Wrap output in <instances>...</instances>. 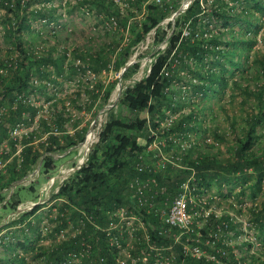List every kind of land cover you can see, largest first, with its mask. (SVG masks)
Listing matches in <instances>:
<instances>
[{"label":"trees","instance_id":"1","mask_svg":"<svg viewBox=\"0 0 264 264\" xmlns=\"http://www.w3.org/2000/svg\"><path fill=\"white\" fill-rule=\"evenodd\" d=\"M144 1L146 0H126L127 6L122 7L114 0H79L78 3L86 8L87 14L102 16L106 20L112 19L116 26L115 31L119 28L126 30L127 17L132 18L136 12L141 11V7L143 11L138 21L129 20L130 42L125 45L118 44L117 50L114 49L105 56L97 51L92 53L74 51L76 54L74 62L72 61L71 64L70 61L66 64L64 50L54 55L52 51L41 49L39 51L45 52L39 55L27 41L26 35L31 30L30 20L36 17L46 23L54 20L53 8L46 5L50 0H0V38L9 47L3 54L0 53V141L6 139L7 144L12 146L14 141L7 135L9 129L17 123L25 126L37 117L35 129L32 128L27 133V138L23 136L19 140L23 146L19 155V167L15 170L17 157H13L7 171L9 178L2 184L3 186L22 177L39 159L41 165L46 166L63 157L71 156L75 152L73 148L84 137L86 127L78 128L76 121L71 122L70 115L66 114V108L57 106L55 101L52 107L49 106V116L39 113V106H34V103L29 101V95L39 90L35 86V81L43 80L53 85L56 83V78L62 77L67 68L70 74L76 69L83 70V68L96 74L100 71H108L111 64L112 69L118 71L128 61L131 47L142 40L149 31L155 29V40L162 41L164 32L158 30V23L168 17L174 5L169 7L166 2L155 3L153 0L142 5ZM240 1L243 2L242 7H238ZM122 8H126L127 11H122ZM256 13L264 17V0H192L184 11L173 18L165 48L156 51L145 76L131 85L121 87L120 96L107 111V118L97 132L96 141L91 143L83 163L62 180L57 185L56 191L52 193L53 198L59 197L64 200L58 206L55 219H60L61 226H65L68 218H74V229L79 226L80 230L72 233L67 239L62 237L57 239L59 242L47 253L49 264H68L65 259L69 252H75L80 248L84 256L81 257L79 264H132L130 255L133 253V247L140 255L141 251L146 252L147 264H154L156 257L167 261V264H246L243 258L235 255L233 247L229 245L230 239L232 237L235 239L239 233L238 224L233 222L231 216L224 213L215 215L209 212L203 216L202 213L208 203L202 205L203 201L199 198L206 194V190L214 180L219 182L238 178L241 186L246 184L249 171L254 175L249 186L251 197L255 198L257 192L264 194V188L262 189L264 145L259 151L253 150V147L260 143L259 135L255 134L256 127L264 123V82L255 85V88L237 85L236 88L240 89V93L244 96L243 100L246 96L255 100L256 109L244 116L245 125L241 128L242 132L230 147V154L222 162L223 159H220L212 141L219 139L215 130L211 132L210 142L203 140L202 143H198L193 140L187 145L184 144L185 142L182 143V140H188V132H195L197 127L200 128V122L197 121L192 110L188 113L179 112L184 103L179 96H175L177 91L172 81L173 79L181 81L178 71L181 69L192 78L197 77L208 82L205 84L192 81L194 82L192 83L191 79L186 81L185 84L191 85L194 91L203 93L208 91V94L204 95L206 98L218 93L213 83L222 85L225 84L226 79L219 72L208 73V70H204L203 65L206 63L204 58L211 56L212 61L221 67L219 61L221 58L231 63L234 56H241L239 53L241 51L238 52L239 48L246 60L248 52L256 43L254 35L259 30L255 25V21L259 18ZM211 20L219 21L221 29L214 31L210 28L208 22ZM234 24L240 29L243 28V32L239 33V28L234 30ZM182 27L188 29L186 37L181 34ZM223 28L227 29L224 31ZM249 32H252L253 36L247 38ZM176 59L177 63H174ZM255 59L254 74L264 78V57L256 56ZM209 66L211 67V63ZM233 67L236 68L237 65ZM137 68V62L128 65L121 75V80L130 77ZM114 83L110 82L103 89L99 100L100 106L107 101ZM232 83L237 82L232 81ZM97 87L100 89L101 86L97 84ZM89 92L86 98L89 104L84 103L81 106L87 109L97 97V93L93 90ZM121 110L128 111L131 117L123 116ZM167 112L177 116L171 119ZM168 118L169 122H167ZM68 124L73 129L71 134L68 133ZM46 131L48 135L45 141L40 142L38 149L32 151L30 143L34 137ZM139 137L144 139L145 145L152 140L158 141V148L164 150L166 156L176 165L167 163L164 168H152L157 158L152 157L153 153L147 151L146 147L139 146L137 141ZM65 151L66 153L57 160L54 158V153L61 154ZM147 158H149L148 162L145 161ZM73 161L71 164H74ZM142 164L143 168L139 170L138 165ZM150 178H154L164 188L155 197V206L165 211L171 199L181 192V183L187 181V194L192 195L190 200L186 199L187 210L192 215L187 229L170 226L157 212L151 210L143 212L141 206L136 203V196L148 200L153 194L152 185L146 188L145 185L141 193L135 190L136 186L142 184L141 181ZM239 190L243 189L240 187ZM196 201L198 205H195ZM20 202L15 191L6 203L7 208L14 211ZM119 206H124L128 211L135 213L143 227L139 229L131 226L126 229L125 225H122L119 229L116 226L114 229L110 228L107 235L104 229L109 227L110 223L117 222V217L112 213ZM39 207L36 205L28 211H22L20 217L33 213ZM71 207L74 208L71 213H62ZM253 215L260 233V250L258 253L249 254L248 258L251 260L249 264H264V256L260 259L264 255V197L259 211ZM86 217H90L89 222ZM79 220L83 222L82 227L79 225ZM17 221L12 218L7 223L13 225V228L17 227L18 232H21L19 228L22 230V227L18 226ZM91 223L97 225L98 229L93 228ZM60 224L54 228L55 233L62 231L59 228ZM34 228L36 227H32L29 221L26 223V230ZM144 230L147 234V242L142 236ZM129 232L134 239L130 240L133 247L127 249L129 254L127 256L123 255V249L127 248ZM178 232L182 233L177 240H174L173 234ZM109 236L116 237L119 247L109 242ZM83 243L90 244V247L85 250ZM246 244L250 246V243ZM151 246L153 249H150ZM194 246H200L203 250L200 255L191 252ZM155 250L158 252H154ZM41 252L44 254L40 249L38 255L42 254ZM12 261H17L16 264L24 263L23 259L18 257H13Z\"/></svg>","mask_w":264,"mask_h":264},{"label":"rangeland","instance_id":"2","mask_svg":"<svg viewBox=\"0 0 264 264\" xmlns=\"http://www.w3.org/2000/svg\"><path fill=\"white\" fill-rule=\"evenodd\" d=\"M78 1L79 0H50V3L47 2L46 5H50L53 8L54 20L50 23H46V21L39 17L30 20L31 30L26 37L28 43L36 50L37 54L43 55L42 52L45 51H39L41 49L52 51L54 55H58L64 50L66 52V64L70 63V61L72 64L74 62V56L76 55L74 51L82 50L91 53L97 51L100 55L105 56L109 54L110 51H113L114 49L117 50L119 48V46H117L118 44L125 45L130 42L131 38L128 29L131 27V24H129V20L131 21V19H133L134 21H138L141 19L143 7H141V11L136 12L132 18L129 16L127 17L125 25L126 30H121V28H119L115 31L116 26L112 19L106 20L103 19L102 16L97 15L96 17L87 14L86 8L81 7ZM116 1L120 4L125 2V0ZM160 1L168 3L169 7H171L172 4L174 5V8L172 7L173 9L170 11L168 17L158 23V30L164 32V37L162 41L155 40L156 30L152 29L144 35L142 40L131 47V54L126 63L129 62V65H131L132 63L137 62L138 68L130 77L121 80V76L119 78L118 73L122 67L118 71H115L112 69L111 64L109 65L108 71H100L96 74L92 73L87 68H83V70L76 69L73 74H70V71L67 68V70H64L62 77L60 76L56 78V83L53 85H49L43 80H40V82L35 81V86L38 87L39 90L33 91L32 94L29 95V101L39 106V113L46 114V111L50 109L49 106L52 107V103L55 101L57 106L66 108V114L68 113L70 115L71 122L76 121L78 128L86 127L85 133L93 121L92 134L94 139H96L97 132L107 118V111L120 96L119 94V96L115 98L117 93V81L120 83L121 93L122 86L131 85L134 81H138L146 75L149 64L156 51H162L165 48L166 39L171 33L172 26V22H170L168 18L180 9L183 0ZM240 2L241 3L238 7L243 6V2ZM122 11H127V9L122 8ZM126 14L128 15V12ZM176 15L177 13L174 17ZM256 15L259 18L255 21V25L258 26L259 30L254 35L256 43L253 44L248 52V58L246 60L244 59L242 50H239V48L238 52L241 51L239 52L241 56H234L231 63L228 62L227 59L221 58L219 60L222 64L221 67L212 61L211 56H206L204 58L206 61L203 65L204 70H208V73L209 71L219 72V74L221 73L220 75L226 79L225 84L222 85L213 83V86L218 89V93H213V96L206 98L204 95L208 94V91H206V93L194 91V88L191 85L185 84L186 81L191 79V82L196 81L205 84L208 82L197 77L192 78L190 74H187L181 69L178 70L181 76V81H174V79L172 81L173 87L177 91L175 96H179L184 103L179 112L188 113L192 110L197 121L200 122V128L198 129L197 127L195 132H188V140L184 139L182 140V143L185 142L184 144L187 145L189 141L192 142L193 140L198 143H202L203 140L204 142H210V140H212L211 132L215 130L216 134L219 135V139H213L212 141L214 142V149H217L220 159H223L222 162L228 157L230 154V147L234 145V142L242 132L241 128L245 125L243 122L244 116L249 114L251 110L255 111L256 109L255 100L249 96H246L243 100L244 96L240 93V89L236 88L237 85L239 84L240 87L248 85L250 88H255V85L264 82L262 76L254 74L255 57H264V17L259 13H256ZM208 26L213 28L214 31L221 29L219 21L214 22L211 20L208 22ZM237 28H239L237 27V24H234L233 29L236 30ZM181 29L183 33L181 34L186 37L188 35V29L185 27H182ZM226 29L227 28H225L224 31ZM241 32H243V28L240 29L239 33ZM249 36H253V33H247L246 37L248 38ZM6 48H9L8 44L0 38V53L3 54L6 51ZM112 57L113 56L111 55V59ZM77 61L78 60L75 59L76 63H78ZM174 63H177V59ZM210 63L211 67L209 66ZM235 64L237 65L236 68L233 67ZM67 71H69L68 74ZM205 73L206 72L204 71V74ZM232 81L237 83L233 84ZM110 82L115 83L107 101L103 106H100V95ZM97 84L101 86L100 89L97 87ZM91 90L97 93L96 99L91 104L92 106L89 109L81 107L84 103L87 105L89 104V101L88 99L86 100V98H88L89 93H91L89 91ZM110 104L111 106H108ZM122 113L123 116L131 117V114L126 110H123ZM143 114L145 116V113ZM167 114L170 115L171 119L177 116V114L171 115L168 112ZM233 118L234 121H232ZM167 122H169V119ZM71 128V125L68 124L67 129L70 132ZM255 134L259 135L258 142L260 143H257L253 147V150L259 151L264 145V123L256 127ZM137 141L139 146H147L145 145L146 143L143 138L139 137ZM150 147V151L153 153L152 157H155V155H159L158 157H166V152L159 149L158 144L156 145L155 142ZM73 149H75L74 154L69 157H63L60 160H57L60 155L54 153V158L57 161L49 165V172L48 168H46L43 172L44 175L39 172V178L36 182L23 185L22 188L18 186L17 195L19 196L20 201L35 200L39 189L46 183L47 177L58 175V169L67 168L73 160H77V148L75 147ZM214 149H212L213 152ZM145 161L148 162L149 158L145 159ZM43 167H45V165H43ZM252 174V171H249L248 182L242 186L240 185L238 178L231 181L220 180L218 182L214 180L206 190V194L201 195L202 198L198 197L203 201L201 202L202 205L203 203H208L207 208H204L202 213L203 216H206L209 212H213L215 215H222L224 213L231 216L233 222L238 224L237 229L239 233L236 235L235 239H233V237L230 239L229 245L233 247L235 255L239 258H243L244 263L246 264L251 262L248 258L249 254L258 253L260 250V233L257 228V220L253 213L259 211L264 197V194L262 195L261 192H257L255 198L251 197L249 186L254 178V175ZM240 187L243 189L242 191L239 190ZM263 188L264 186L262 189ZM56 189L57 182L55 181L54 185L49 189V196L51 195L49 201L46 204H40L39 209H37L38 212L32 220H30V225L36 228L33 230H26V224L23 225L24 223H22V230L21 232H18L17 227L13 228V225L11 226L8 224V229L0 233V264H16L17 261H12L13 257L22 258L24 262L23 264H49L47 253H49V249L59 242L57 239L60 237L67 239L72 233L77 232V230L74 229V218H68L65 226H61L60 219H55L58 212V206L64 201L59 197H52V193L55 192ZM189 196L188 199L192 197V195ZM197 203L198 202L196 201L195 205H198ZM73 209L74 208L71 207L62 213L69 214ZM5 210L6 209H2L0 213H3ZM196 214L199 215V213ZM130 217L131 220L127 221L128 223L132 222L133 227L139 229L143 227L139 218L135 214H132ZM59 224V228L62 231L55 233L54 228ZM76 227L79 228V226ZM178 233H174L176 235L174 240L178 239L181 235H178ZM142 236L144 237L145 242H147V234L145 230L142 231ZM242 242L245 244H242ZM247 242L250 243L249 247L247 246L248 244H246ZM40 249L44 251V254L41 252L42 254L38 255ZM132 250L133 253L130 255L132 264H147V261L144 258L146 255L145 252L144 255L142 254V258L139 253L135 252V247H133ZM191 251L193 253L196 251L195 253L200 255L203 250L200 246H194V249ZM75 252L77 253L76 257L67 259L66 256L65 262L69 260L70 262L68 264H79L84 253L81 252V248ZM154 252L158 251L156 250ZM263 256L264 255H262L260 259H262ZM154 264L157 263L154 261ZM160 264H167V261L161 260Z\"/></svg>","mask_w":264,"mask_h":264},{"label":"built area","instance_id":"3","mask_svg":"<svg viewBox=\"0 0 264 264\" xmlns=\"http://www.w3.org/2000/svg\"><path fill=\"white\" fill-rule=\"evenodd\" d=\"M116 1V0H114ZM148 1L150 0H146L144 1V3L142 5H145ZM192 0H183L181 3V7L179 10H177L175 13H173L171 15V17H169V21L172 22L171 25L173 24V18L174 15L177 13H180L182 11H184L190 4ZM117 2V1H116ZM155 3H160V0H155ZM118 3V2H117ZM120 6H127L128 2H125L120 4L118 3ZM167 18V17H166ZM183 34V33H182ZM169 119V118H168ZM167 119V120H168ZM170 120V119H169ZM93 121L90 124V127L88 128V130L86 131V133L84 134V137L82 139V141H80L75 147L77 148V156L78 159L73 161L74 164L70 163L69 167L64 168V169H58L57 174L55 176H51V177H47L46 179V183L39 189L38 191V195L36 196L35 200H29V201H25L22 204L19 203L16 206V209L14 211H28L30 209H32L33 207H35L36 205L40 206V204H46L49 201V189L51 188L52 185H54V182H57V185L59 183L62 182V180H64L66 177H68L75 169H77L84 161L85 156L87 151L89 150V147L91 145L92 142H95L96 139H94L93 137ZM8 138L13 140V147L15 148V146L17 147L19 145V140L24 136V138H27V130L26 128L22 125V123H17L15 125H13L9 131H8ZM154 142L156 143V145L158 144V141L152 140V142H150L149 144H147V151L151 150V145L154 144ZM9 146L7 145V141L6 139H3L0 141V172H4V167H5V160L3 159V156L6 155L7 153V148ZM74 147V148H75ZM66 153L63 152L61 154H59L60 156L64 155ZM141 158H142V154ZM159 155H155V157L157 158L156 161L154 162L155 165L152 166V168H156V169H160V168H164L165 165L167 163H169L170 165H176L175 162L170 158V157H158ZM139 166V170H142L143 168V164L142 165H138ZM36 170L32 171L31 173H28L26 178L22 181L24 184L25 183H30L33 180V177L36 176ZM140 183H142L140 186H136L135 190L139 191L140 193L142 192V188L145 186L149 187L150 185H152L154 187V192L153 194L150 196V199L146 200V199H142L141 197H137L136 196V203L139 204V206H141V209L143 210V212H148L149 210H151L154 213H158L165 222H167L170 226H174L177 227V229H187V224H189L190 219L192 217L191 213L187 210V200L188 199V194H187V181H184L183 183H181L180 185V189L181 192H179L178 194L175 195V197L173 199H171V201L169 202L170 204L168 205L166 211L163 208H158L157 206H155L156 203V196L158 194H160L164 188L163 186L159 185L158 182L154 179V178H150V179H146L145 181H141ZM160 192V193H159ZM190 200V199H189ZM6 204V200H3L0 205ZM127 212V213H126ZM113 215H115L117 217V222L112 224H109V227L105 228L104 231H106V234L108 235L109 233V229L112 228H116V226H118V228L120 229V227L122 225H125L126 229H128L129 227L133 226L132 222L128 223L127 220H131V215L135 214L131 211H128L124 206H119L116 209H114V212L112 213ZM87 222L90 221V217H86ZM140 221V219H139ZM79 225L82 227L83 226V222H81L79 220ZM141 223V222H140ZM91 225L93 226V228L98 229V226L95 225L94 223H91ZM142 225V224H141ZM8 229V228H7ZM77 230V232H79L80 228L75 229ZM0 233H2L0 231ZM182 232H179L178 235H180ZM62 236V234H61ZM176 235L173 234V237H175ZM116 237L114 236H109V242L116 244L117 247H119V244H117V240L115 239ZM147 238V236H146ZM95 240H97V238H95ZM130 240H133V235H131V233L129 232V236H128V240L126 242V246L127 248L123 249V253L127 256H129V254L127 253V249L128 248H132L133 244H130ZM177 240V239H176ZM125 242V241H124ZM84 244V243H83ZM149 246V244H148ZM147 246V248H148ZM85 250H87L90 247V244H84ZM121 248V247H120ZM150 249H153V247L151 246ZM194 248H192L191 250H193ZM156 251V250H155ZM145 252V251H144ZM143 251H141V255L145 254ZM192 252V251H191ZM196 251H194L193 254L198 255L195 253ZM77 253L76 252H69L67 259H72L74 257H76ZM142 255V258H143ZM145 260H146V255L144 256ZM101 261V259H99ZM67 263H69L70 261L67 260ZM155 263L160 264L161 260L156 257L155 258Z\"/></svg>","mask_w":264,"mask_h":264},{"label":"crops","instance_id":"4","mask_svg":"<svg viewBox=\"0 0 264 264\" xmlns=\"http://www.w3.org/2000/svg\"><path fill=\"white\" fill-rule=\"evenodd\" d=\"M34 106H36V104H34ZM43 116H49V110L46 111V114H43ZM36 118L37 117H34V119L31 122H29V124H25L24 127L26 128L27 133H29L32 128L35 129V127H36V121H37ZM37 131H39V130H37ZM72 132H73V129L72 128H71V132L68 130V133L69 134H71ZM47 135H48V132L46 131L42 135H39V136L36 135L34 137V139L32 140V142L30 143V146L32 147V151L34 149H38V144L40 142H44L45 139L47 138ZM7 145L9 146L7 148L8 151H7L6 155L3 156V159L5 160V167L3 169L4 172H0V196H2V198L0 199V203L3 200H6V203L9 202L10 196L15 191H17L18 186L20 188H22L23 185H27V184L36 182V180L39 178V172L42 174L46 170V168H48V172H49V165H46L45 167H43V165H41V159H39L37 161V163H35V165L32 166V169L31 170H28L22 177H20L19 179L12 180L10 184H8L6 186H3L2 184L6 180H8V178H9V176H7V171H8L9 163H10L11 159L13 157H17V159H16V165H15V170H17V168L19 167V164H20L19 163L20 162L19 155H20L21 150L23 148V146L20 143H19V145L17 147L15 146V148L13 146H10L9 144H7ZM35 170H36L37 175L33 177V180L30 183H25L24 184L22 181L26 178L27 174L28 173H31L32 171H35ZM48 172H47V174H48ZM43 175H44V173H43ZM20 203L22 204L23 202H20ZM3 207H5V208H3ZM2 209H6V210L3 213H0V231L1 232H4L8 228L7 221L11 220L12 218H15L16 220H18L17 221L18 226L22 227L21 226L22 223H24L23 225H25L28 221L31 222L30 220H32V218L38 212V210L36 209L33 213H31V214H29L27 216L20 217L21 211H10L7 208V204L0 205V212H1ZM19 231H21L20 228H19Z\"/></svg>","mask_w":264,"mask_h":264},{"label":"water","instance_id":"5","mask_svg":"<svg viewBox=\"0 0 264 264\" xmlns=\"http://www.w3.org/2000/svg\"><path fill=\"white\" fill-rule=\"evenodd\" d=\"M129 64H130V63L128 62V63H126V64L122 67V69H121L120 72L118 73V77H119V78H120L122 72L128 67ZM119 94H120V83H119V81H117V93H116V97H115V98H117V96H119ZM108 106H111V104L108 105Z\"/></svg>","mask_w":264,"mask_h":264}]
</instances>
